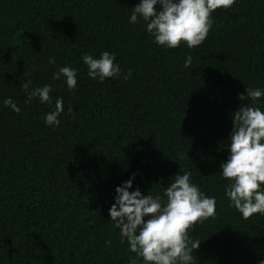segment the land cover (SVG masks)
<instances>
[{
  "label": "trees",
  "instance_id": "1",
  "mask_svg": "<svg viewBox=\"0 0 264 264\" xmlns=\"http://www.w3.org/2000/svg\"><path fill=\"white\" fill-rule=\"evenodd\" d=\"M139 3L0 0V264H129L136 254L109 216L115 189L134 176L129 192L166 202L184 172L216 200V215L188 230L200 241L194 264L264 261V214L244 219L221 172L233 114L248 104L238 94L264 91V0L214 11L191 49L158 45L140 16L129 23ZM105 51L121 74L93 80L81 58ZM65 66L77 70L75 90L53 79ZM28 80L51 85V103H26ZM57 98L60 124L46 125ZM255 106L264 111V96Z\"/></svg>",
  "mask_w": 264,
  "mask_h": 264
},
{
  "label": "clouds",
  "instance_id": "2",
  "mask_svg": "<svg viewBox=\"0 0 264 264\" xmlns=\"http://www.w3.org/2000/svg\"><path fill=\"white\" fill-rule=\"evenodd\" d=\"M235 0H140L133 8L129 23H136L138 16L147 21V31L155 38V43L167 48H177L181 42L188 48L198 47L207 38L212 26L211 14L217 9H228ZM161 7L159 10L156 5ZM88 68V76L101 82L105 78L119 76V65L114 64L115 56L105 51L99 58L85 54L81 58ZM50 64L55 60L50 59ZM192 63L189 55L185 67ZM63 76L70 90H75L77 70L61 67L53 74L54 80ZM131 72L124 75L128 80ZM27 94L26 103L38 97L40 102L51 103V85L33 87L28 80L21 85ZM247 96L238 94V99L248 100L233 114V130L230 136V155L221 165L226 185V195L244 219L253 214H264V111L256 103L264 96L261 89H246ZM251 101V103H249ZM4 105L19 113L21 109L7 98ZM71 111V109L69 110ZM63 112V99L55 100V110L44 117L45 124L59 126L58 117ZM184 158L183 154L180 156ZM190 172L177 174L174 181L160 195L143 196L139 189L129 192L134 176L115 189V202L109 209V216L120 229L121 243L127 240L129 251L136 259L129 264H194L193 250L200 241L190 239L188 230L197 222L216 215V200L207 197L190 182ZM145 217L148 219L145 221ZM110 243V242H108ZM264 264V261L261 262Z\"/></svg>",
  "mask_w": 264,
  "mask_h": 264
},
{
  "label": "water",
  "instance_id": "3",
  "mask_svg": "<svg viewBox=\"0 0 264 264\" xmlns=\"http://www.w3.org/2000/svg\"><path fill=\"white\" fill-rule=\"evenodd\" d=\"M2 239L8 243V240L6 237H2Z\"/></svg>",
  "mask_w": 264,
  "mask_h": 264
}]
</instances>
